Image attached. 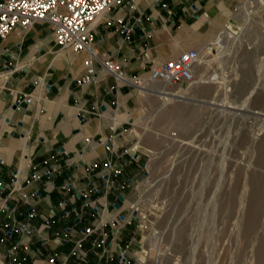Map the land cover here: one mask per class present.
Returning <instances> with one entry per match:
<instances>
[{
	"label": "crops",
	"instance_id": "0c3cea01",
	"mask_svg": "<svg viewBox=\"0 0 264 264\" xmlns=\"http://www.w3.org/2000/svg\"><path fill=\"white\" fill-rule=\"evenodd\" d=\"M236 2L138 0L135 10L126 3L93 24L91 47L128 78L143 76L208 48ZM88 58L61 49L46 22L0 39V264H118L119 248L128 264L146 263L141 222L115 221L131 216L144 178L141 159L129 153L136 88L95 61L93 81L83 84ZM78 244L82 262L72 255Z\"/></svg>",
	"mask_w": 264,
	"mask_h": 264
},
{
	"label": "rangeland",
	"instance_id": "374dc122",
	"mask_svg": "<svg viewBox=\"0 0 264 264\" xmlns=\"http://www.w3.org/2000/svg\"><path fill=\"white\" fill-rule=\"evenodd\" d=\"M236 1L237 37L219 58L214 37L198 49L196 84L134 91L145 264H264V1ZM213 73L219 81L203 83Z\"/></svg>",
	"mask_w": 264,
	"mask_h": 264
},
{
	"label": "built area",
	"instance_id": "2783aa9c",
	"mask_svg": "<svg viewBox=\"0 0 264 264\" xmlns=\"http://www.w3.org/2000/svg\"><path fill=\"white\" fill-rule=\"evenodd\" d=\"M138 0H3L0 1V39H5L12 32H25L36 22L48 23L54 35L55 43L63 50H71L74 54L87 52L89 58L85 60V76L83 84H90L93 81L95 70L93 62H98L105 71L112 75L117 83L124 86L138 88L144 80L148 83H163L170 85L190 86L196 82V70L199 65V52L196 49L187 50L177 57L170 59L162 64L154 66L146 74L147 78L136 76L128 78L123 68L113 61L107 54H99L91 46L93 43L92 26L101 16L110 10L129 3L133 10L136 9ZM132 27L124 28V33L129 36ZM24 102L30 104L32 99L26 96ZM17 105L21 101L16 102ZM89 142V140H88ZM133 159L139 160L140 155L129 150ZM110 169V164L105 166ZM51 175V172H47ZM33 179L37 178L35 173ZM14 184H17L15 176ZM135 205H132V213L129 218L119 214L116 222H126L128 224L137 220L140 221ZM71 212L66 211L59 218L69 217ZM92 230L85 231L86 236H90ZM80 246L73 249L72 255L82 262L86 255L79 250ZM55 260L52 259L53 263ZM118 264H128L127 252L119 248ZM140 264H145L141 260ZM66 264V263H63Z\"/></svg>",
	"mask_w": 264,
	"mask_h": 264
},
{
	"label": "bare ground",
	"instance_id": "6f19581e",
	"mask_svg": "<svg viewBox=\"0 0 264 264\" xmlns=\"http://www.w3.org/2000/svg\"><path fill=\"white\" fill-rule=\"evenodd\" d=\"M253 4H255V3L254 2H249V5H246V7L244 9V11H245V19L244 20L246 22L245 26L251 21V18H250V16L248 14H249L251 8H253ZM239 20L240 19H237V21H239ZM231 26L232 25L230 23H228V25L226 27H224L220 31V33L216 36V39H215V42H214L213 45L215 46V49H214L215 55L218 58L221 57L227 51V47L229 46L228 45L229 44V40L235 38V36H236V34L234 33V31H233ZM241 28L239 29V31L241 30ZM242 30H243V28H242ZM219 79H220L219 75L216 74V73H213L212 75L208 76L206 78V80H203V83L214 84V83H217V81H219ZM195 84H196V82H195ZM146 85H149V87H153V88L159 90V89H161V84L154 83L153 85H151L146 80H144V82H142L141 85L138 87V89H142L141 91H143L145 93H148V94H150L152 92L155 93V94H160V92H154V91H152L149 88L145 89ZM184 97H185V93L184 92L183 93L180 92V94H178L176 96H171L170 94H166L165 97H163V99L166 101L164 104L172 102V101H175V99H184ZM132 153H135V151H133Z\"/></svg>",
	"mask_w": 264,
	"mask_h": 264
},
{
	"label": "water",
	"instance_id": "95a60500",
	"mask_svg": "<svg viewBox=\"0 0 264 264\" xmlns=\"http://www.w3.org/2000/svg\"><path fill=\"white\" fill-rule=\"evenodd\" d=\"M230 22L232 23V25H234V26H237L238 25V23L237 22H235L234 20H230Z\"/></svg>",
	"mask_w": 264,
	"mask_h": 264
}]
</instances>
